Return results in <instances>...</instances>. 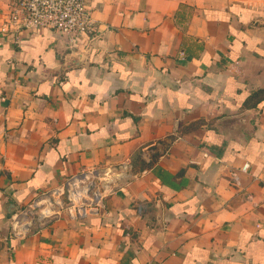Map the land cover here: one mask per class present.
I'll return each mask as SVG.
<instances>
[{"label": "crops", "instance_id": "1", "mask_svg": "<svg viewBox=\"0 0 264 264\" xmlns=\"http://www.w3.org/2000/svg\"><path fill=\"white\" fill-rule=\"evenodd\" d=\"M86 5L75 45L0 33V264H264V0ZM89 173L96 211L12 236Z\"/></svg>", "mask_w": 264, "mask_h": 264}, {"label": "built area", "instance_id": "2", "mask_svg": "<svg viewBox=\"0 0 264 264\" xmlns=\"http://www.w3.org/2000/svg\"><path fill=\"white\" fill-rule=\"evenodd\" d=\"M41 30L55 31L67 43L75 45L94 32L95 21L87 9L86 0H13L10 15L0 33L17 43L24 32ZM248 168L246 163L243 170ZM99 182L95 173L83 174L71 179L62 189L32 202L12 216V236L21 238L29 234L34 219L44 222L62 213L74 219H84L102 202Z\"/></svg>", "mask_w": 264, "mask_h": 264}, {"label": "rangeland", "instance_id": "3", "mask_svg": "<svg viewBox=\"0 0 264 264\" xmlns=\"http://www.w3.org/2000/svg\"><path fill=\"white\" fill-rule=\"evenodd\" d=\"M66 196H64V198H65Z\"/></svg>", "mask_w": 264, "mask_h": 264}]
</instances>
